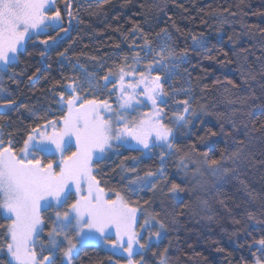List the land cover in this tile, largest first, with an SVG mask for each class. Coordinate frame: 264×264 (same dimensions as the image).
Wrapping results in <instances>:
<instances>
[{"label":"trees","instance_id":"obj_1","mask_svg":"<svg viewBox=\"0 0 264 264\" xmlns=\"http://www.w3.org/2000/svg\"><path fill=\"white\" fill-rule=\"evenodd\" d=\"M55 7L67 33H40L26 43L17 64L0 70V88L6 90L0 92V105L16 101L11 107L0 106V137L19 149L33 128L60 120L66 114L60 95L68 97L69 85L86 99L107 100L116 107L119 69L134 66L137 59L152 63V74L161 77L166 94V115L181 113L185 105L177 101L182 100L195 112L189 126L175 127L174 143L180 150L165 155V177L151 191H128L130 180L158 172L160 148L148 157L139 149L119 148L94 163V175L105 191L120 192L141 211L140 225L146 214L168 229L143 261L139 256L135 260L255 264L260 255L257 241L264 239V0H55ZM145 38L151 42L150 55ZM162 45L173 56L156 65ZM104 76L114 80L115 87ZM238 148L240 156L229 159ZM202 153L221 160L230 171L213 174ZM174 183L184 190L170 192ZM42 216L40 240L47 243L51 209ZM9 223L0 217V245ZM158 229L156 225L152 231ZM111 253L89 244L78 250L77 264L126 262Z\"/></svg>","mask_w":264,"mask_h":264},{"label":"snow or ice","instance_id":"obj_2","mask_svg":"<svg viewBox=\"0 0 264 264\" xmlns=\"http://www.w3.org/2000/svg\"><path fill=\"white\" fill-rule=\"evenodd\" d=\"M68 15L71 16L70 10ZM62 23L55 0H0V66L8 70L17 64L25 44L41 32L56 29L67 33ZM162 31L166 32V29ZM41 43L47 45L48 40ZM200 46L206 48V41H200ZM144 47L149 55L152 54L151 42L146 38ZM166 51L167 46L162 45L156 52L159 57L154 61L156 65H163L166 58L173 56L171 51H167L166 57ZM40 54L45 55L44 52ZM135 62L140 63V60ZM146 67L147 73H139V82L127 84L125 77L135 73L119 69L118 107L125 111L113 109L107 100L86 99L77 94L76 86L69 85L68 97L65 99L63 94L60 95L61 111L66 112L60 118L61 123L49 120L41 126L43 131L40 127L33 128L19 149L13 147L11 140L5 142L0 137V217L10 222L4 230V243L0 245V253L4 255L0 264H77L78 245L82 249L94 242L111 243V255L127 253V264H138L134 257L139 256L143 261L144 253L156 246L153 237L156 241L164 239L162 233L168 230L164 223L155 221L159 229L146 231L149 219L145 214L142 216L144 225L138 230L139 209L132 207L129 199L120 192H116L114 198L108 196L93 174V161L102 163L106 153L114 147L131 146L130 141H135L142 146V155H151L160 148L162 164L158 172H147L145 176L148 179L137 177L129 181V192L137 193L145 188L151 191L157 181L165 177V155H175L180 150L174 143L175 130L163 122L162 109L157 107L158 102L166 103L161 99L166 95L160 83L161 77H152V63ZM103 79L115 87V81L109 80V76ZM140 84H147L142 92L151 102L153 111L133 119L131 114L137 111L136 105L142 103L136 92ZM5 91L0 88V92ZM15 103V100H8L0 106L11 107ZM177 103L185 105L182 114L176 115L179 129L192 123L186 116H194L195 112H189L188 100ZM23 107L27 108V105ZM110 112L114 115H109ZM209 131L212 136L217 135L211 129ZM113 141L117 143L114 145ZM241 151L238 148L229 159L239 157ZM41 154L52 159L42 163ZM201 155L205 157L203 163L213 168V174L230 171L222 166L221 160L210 159L207 153ZM180 163L187 168L184 157ZM183 190L174 183L169 191L178 194ZM73 197L75 202L69 205ZM50 209L55 215L49 217L52 227L45 243L40 240L45 224L42 210L47 212ZM141 231H146V240ZM257 244L260 255L256 257L255 264H264V239L258 240ZM160 264H167V260L161 258Z\"/></svg>","mask_w":264,"mask_h":264},{"label":"rangeland","instance_id":"obj_3","mask_svg":"<svg viewBox=\"0 0 264 264\" xmlns=\"http://www.w3.org/2000/svg\"><path fill=\"white\" fill-rule=\"evenodd\" d=\"M49 30H51V29H48L47 31H49ZM47 31H46V32H47ZM41 33H44V32H41ZM25 45H26V44H25ZM24 48H25V46H24ZM146 66H147V65H144V63H142L141 60H140V63H136V64H135L134 66H132V67L124 68V70H125L126 72H134V73H135L134 75L126 76V77H125V83L127 84V83H136V82H139V80L141 79L139 73L142 71L141 69H142V68H145ZM154 68H156L155 65H153V69H154ZM0 70H4L2 66H0ZM143 71H144L145 73H147V68H146V70H143ZM151 75H152V77H154L152 73H151ZM146 86H147V84H140V86H139L138 88H136V92L138 93V95H137V99L140 100L142 103H140L139 105H136V109H137V111H136L135 113H132V114H131V118H133V119H139V118H141L144 114H146V113H151V112L153 111V108H152L151 102L147 100L146 96H145L144 93L142 92V89L145 88ZM69 90H70V89H69ZM119 94H120V93H119ZM161 99L164 100V101H166L167 98H166V96L164 95V96L161 97ZM164 104H166V103L161 104V103L158 102V104H157V107L162 109L161 118L164 119V120L167 119V118H169V120L171 121V123L173 122L172 125H168V124L165 123L164 121H163V122H164L168 127L173 128V129L175 130V127H177V125H176V115H177V114H174V115L172 114L171 116L168 115V116H169V117H168V116L166 115V110L164 109ZM60 105H61V101H60ZM118 105H119V100H117V105H116V107H113V109H116L117 111H125V110L119 109ZM182 111H183V110H182ZM181 114H182V112H181ZM109 115H114V113H111V112H110ZM186 118H189V117L186 116ZM57 123H58V124L61 123V119L58 120ZM49 127H50V126H49ZM40 128H41V131H43V128H42V127H40ZM185 128H186V127H185ZM176 129H177V128H176ZM174 134H175V131H174L173 135H174ZM116 143H117V142L113 141V144H114V145H115ZM130 145H131V146H129V145H125V146H123V147H119V148H132V149H139V150H141V148H142V146L137 145L135 141H130ZM119 148L114 147L113 150H112V151H109V152H115V151L118 150ZM109 152H107L106 155H107ZM144 152L147 153V150H144ZM152 154H153V153H151V155H152ZM106 155H105V156H106ZM151 155H147V154H145L144 156H145V157H148V156H151ZM50 159H52L51 156L46 155V154H41V160H42V163H47L48 160H50ZM57 162H58V156H57ZM95 162H96V161L94 160V161H93V168H94V163H95ZM53 167H54V169H56V164H54ZM93 174H94V173H93ZM107 193H108V196L114 198L115 193H112V192H107ZM74 202H75V197H73V199L69 201V205H70L71 203H74ZM132 207H133V206H132ZM51 212H52V216L54 217V215H55L54 211L51 210ZM42 213H43V210H42ZM140 215H141V211L139 210L138 213H137V216H138V230H139V226H143V225H144V222H143L141 225L139 224V222H140ZM148 219H149V218H148ZM156 225L159 227V224H156L154 220L149 219V224L146 226V231H152L153 227L156 226ZM146 231H141V235H142V236L146 235ZM162 234H163V233H162ZM154 242H158V241L155 240V237H153V243H154ZM90 244H93V245H100V246H102L104 249H106V250L112 252L111 243L94 242V243H90ZM79 249H80V246L78 245V250H79ZM116 255H119V256L123 257V258L126 260V262L123 263V264H127V253H123V252H121V253H118V254H116ZM134 259H135V257H134ZM138 264H139V263H138Z\"/></svg>","mask_w":264,"mask_h":264}]
</instances>
